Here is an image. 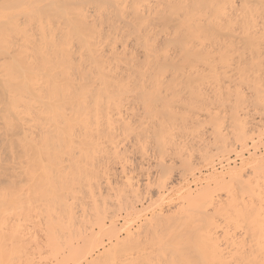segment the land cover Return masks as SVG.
Here are the masks:
<instances>
[{
  "label": "bare ground",
  "instance_id": "bare-ground-1",
  "mask_svg": "<svg viewBox=\"0 0 264 264\" xmlns=\"http://www.w3.org/2000/svg\"><path fill=\"white\" fill-rule=\"evenodd\" d=\"M249 105L264 114V0H0V264H264ZM234 141L240 165L166 207L132 173L140 159L171 178ZM140 187L150 215L109 221L115 198L142 216Z\"/></svg>",
  "mask_w": 264,
  "mask_h": 264
},
{
  "label": "rangeland",
  "instance_id": "rangeland-1",
  "mask_svg": "<svg viewBox=\"0 0 264 264\" xmlns=\"http://www.w3.org/2000/svg\"><path fill=\"white\" fill-rule=\"evenodd\" d=\"M253 106V105H252ZM255 107V106H254ZM254 107H251L250 108V105H249V108H248V110H249V112H247L248 113V115L247 114H245L244 115V118L246 117L247 118V120H249V123H248V127H247V129H249V130H247V133H248V137L250 138V137H252V138H250V139H246L247 141H246V147H242L241 148V146H240V143H239V145H238V141L237 142H232V144H233V146L231 147V150L229 151V153L227 152V153H225V152H223V153H217L216 151H215V149H212L211 151H210V159L209 160H198V158H194V159H197V160H194L193 162H192V164H190L191 165V167H190V165L189 166H187V167H182V166H184V165H182L181 164V166H180V161L178 162L179 163V166L177 165V166H175V167H177V169H175V167L173 168L172 167V170H171V172H172V177L170 178V175L169 174H171V173H168V171H167V173L168 174H166L165 176H163V174H162V172L160 171V173H159V168L158 167H155L156 166V164H154V163H151L150 161H149V159H148V157H147V161H149L150 162V165L147 163V161H146V159H145V161L146 162H144V163H147L146 164V167H145V165H144V163H143V165L144 166H142V165H139L140 163H138L139 161L142 163L143 161H141L140 159H139V161H138V159L137 160H135V166L137 165L138 167H136L135 168V170H134V172H132V173H134L135 174V180H137V179H139V178H137V176H139L140 174V176H142V180L143 181H140L141 179H139V183H143L144 182V180H145V177H147L148 175L149 176H151L150 177V181H151V184H152V186L151 187H153V188H155V189H159V190H157V192H158V194H156L158 197H160L159 195H161V197H163V198H161L160 197V200H159V198H158V200H157V196L155 195L154 197H152V196H150L149 194H148V188H147V190L145 189V187L143 188V187H140V188H142V190L140 189V192H141V194H139V196H141V198L143 197V200H142V204H140V203H138V200H140V197H139V199H138V196H136V194L137 193H140V192H137L136 194H135V196L137 197V202L135 203V206L137 207L136 209H138V207L140 208V209H138V211L137 212H139V211H141L142 212V216L140 215V213H137V215H136V213H135V215L139 218L138 220H137V218H136V216L134 217H129L128 216V213H127V211L125 210V209H118V207H116L115 209H114V203H116V198L115 199H113V197H116V196H113V195H111V193H110V198L111 199H109V197H106V196H103V197H105V199L106 198H108L107 200L109 201L110 200V202L112 201V199H113V201L112 202H114V203H109L110 205H113V208H110V205L108 204L107 205V208H108V206H109V208L112 210V212H111V210H109L108 209V212H110V213H108V216L109 215H112V214H114V211L116 210V209H118L117 211H115V216L113 217L114 218V220H113V218L112 217H106V218H110L109 219V221H115V223L117 224V225H119V226H121L122 224H123V222H125V220L124 219H132L131 221L129 220V222H130V225H131V223H132V225L130 226V227H132V229H134L136 226H137V224L138 223H140V221L141 220H143L142 218H144L146 215H150V212H151V209L152 208H150V207H152L151 205H149V204H151V203H149L148 202V195H149V200L151 199V201L152 200H157L156 202H155V204H154V206H153V208H156V209H158V208H160V207H162V206H164V207H166L168 204V202L171 204L172 202L174 203V202H176V201H179L177 198H180V195H182V193L180 194V192H183V191H185L186 190V188H191L192 190H194L195 188H197L198 186H201V184H203L204 185V182H205V178L208 176V174H211L212 172H214V173H218L219 172V174L222 172H226L227 171V168H229V167H232L233 165H240V162L239 161H241L240 160V157L242 158V157H246V156H249V154H250V151H251V154L252 153H256V154H259L258 152H264V117H262V116H264V114L262 113V111H257L258 109H254ZM256 108V107H255ZM262 113V114H261ZM247 115V116H246ZM257 115V116H256ZM253 116V117H252ZM243 117V116H242ZM252 117V118H251ZM259 119H260V121H259ZM262 119H263V121H262ZM257 120V121H256ZM208 122H204L202 125H204V126H206V124H207ZM209 124H207V126H208ZM252 125V126H251ZM253 125H254V127H253ZM200 127H202V128H200L199 130L201 131V130H203V126H201L200 125ZM198 128H199V125H198ZM263 131H261V130ZM203 131H207L206 129H204ZM203 131H201V133L203 132ZM209 131V130H208ZM256 132V133H255ZM250 133V134H249ZM254 133V134H253ZM208 134V132L206 133V135H204L205 137H209L210 135V132H209V134ZM252 134V135H251ZM260 134H261V136H260ZM199 135H201V134H199ZM202 135H203V133H202ZM196 136V135H195ZM257 136V137H256ZM258 136H259V138H258ZM191 137V136H190ZM205 137H200V138H202V142H203V138L205 139V141H207L209 138H205ZM189 138V137H188ZM194 138V137H193ZM193 138H192V140H193ZM196 138H197V136H196ZM210 138H211V136H210ZM255 138H257V139H255ZM251 139H252V141H251ZM201 139H195L194 138V142H198V141H200ZM232 140V139H231ZM256 140V141H255ZM259 140V141H258ZM262 141V142H261ZM254 142V143H253ZM261 142V143H260ZM199 143L200 144H202L201 142H198V145H199ZM255 143H257V145L255 144ZM262 143H263V146H262ZM189 147L187 148L188 150H189V148H190V146H192V145H190V144H194V143H191V140H189ZM196 144V143H195ZM194 144V145H195ZM253 144V145H252ZM197 145V146H198ZM255 145V146H254ZM196 146V147H197ZM251 146L252 147H255V148H251ZM263 147V148H262ZM208 148V147H207ZM240 148H241V151H239L240 150ZM262 148V149H261ZM187 149H185V151L187 150ZM193 149L195 150V146L194 147H192L191 148V152L193 151ZM188 150L186 151V153L188 154L189 152H188ZM239 151L240 153H239V155H240V157H239V155H236V157L234 156V152L235 151ZM151 151V150H150ZM149 151V152H150ZM152 151H154V150H152ZM185 151H183V152H185ZM190 151V150H189ZM247 151H249V153L247 152ZM190 152V153H191ZM196 152V151H195ZM195 152H193V153H195ZM201 152L200 151V149H199V151H198V147H197V152H196V155H198L199 153ZM151 153V152H150ZM155 153V152H154ZM153 153V154H154ZM193 153H192V155H193ZM152 154V153H151ZM156 155L155 156H157V152L155 153ZM173 154V153H172ZM185 154V153H184ZM236 154H238V152L236 153ZM250 154V155H251ZM168 155V156H167ZM166 155V158H169L170 157V155H171V153L170 154H167ZM177 156H178V154H176ZM221 155H222V157H221ZM173 156V155H172ZM171 156V157H172ZM189 155H186L185 157H187V158H189L188 157ZM223 156H224V158H225V156L226 157H228L229 159H228V161L230 162V164L228 163V161L227 162H225V161H223L224 159H223ZM235 158H234V157ZM239 158H238V157ZM151 157V156H150ZM170 157V158H171ZM191 157H193V156H191ZM190 157V158H191ZM213 157V158H212ZM169 158V159H170ZM174 158L176 159L177 157L176 156H174ZM217 158H218V161H217ZM221 158V160H220V162L221 163H223V164H220L219 163V159ZM234 158V159H233ZM172 159V158H171ZM192 160H193V158H191ZM212 159V160H211ZM180 160V159H179ZM191 160V161H192ZM235 160V161H234ZM138 161V162H137ZM214 161V162H213ZM238 161V162H237ZM137 162V163H136ZM177 162V161H176ZM195 162V163H194ZM197 162V163H196ZM204 162V163H203ZM213 162V163H212ZM236 164H235V163ZM233 163V164H232ZM154 164V166H152V165ZM207 166H206V165ZM227 164H229L228 166H227ZM168 165H171L172 166V164L171 163H169ZM197 165V166H196ZM205 165V166H204ZM222 165V166H221ZM145 168L144 170H143V168ZM150 166H152V167H150ZM194 166H195V168H194ZM213 166V167H212ZM150 167V168H149ZM211 167V168H210ZM223 167H224V169H223ZM227 167V168H226ZM141 168H142V171H144L143 173H142V171H141ZM149 168V169H148ZM170 168V167H169ZM182 168V169H181ZM184 168V169H183ZM189 170H188V169ZM214 168V169H213ZM216 168V169H215ZM139 169H140V171H141V173L140 172H138L139 171ZM148 169V170H147ZM179 169V170H178ZM193 169V171L192 172H190L191 170ZM212 169V170H211ZM224 171H223V170ZM138 170V171H137ZM169 170V169H168ZM174 170V171H173ZM178 170V171H177ZM181 170V171H180ZM187 170V171H186ZM226 170V171H225ZM147 171V172H146ZM153 171V172H152ZM158 171V172H157ZM185 171V172H184ZM152 172V173H151ZM170 172V171H169ZM180 172H181V174H180ZM190 174H189V173ZM139 173V174H138ZM146 173V174H145ZM149 173H151V174H149ZM159 173V174H158ZM187 173V174H186ZM208 173V174H207ZM137 174V175H136ZM148 174V175H147ZM161 174V175H160ZM193 174H195V175H193ZM158 175H160V176H158ZM167 175L169 176V177H167ZM197 175V176H196ZM199 175V176H198ZM148 176V177H149ZM163 177V179H164V182H162L163 180H162V177ZM183 176V177H182ZM197 177L198 178H200V180H197ZM137 178V179H136ZM168 178V179H167ZM195 178H196V180H195ZM160 180H162V181H160ZM165 180H168V181H165ZM172 180H173V182L175 183H172L173 185H171L172 187L173 186H175V187H171L170 186V184L168 185V183H171L172 182ZM191 180V181H190ZM259 182H264V171H263V173L262 174H260V176H259ZM257 180V181H258ZM171 181V182H170ZM182 181V182H181ZM194 181V182H193ZM198 181V182H197ZM204 181V182H203ZM154 182V183H153ZM158 182V183H157ZM160 182H162V184H161V186H159L160 184ZM191 182V183H190ZM262 182V183H263ZM165 185H164V184ZM195 183V184H194ZM157 184V185H156ZM167 184V185H166ZM183 184V185H182ZM186 185V188H185V185ZM253 184V183H252ZM162 185H164L163 187H167V186H169V188L170 189H174L175 188V190H170V189H168V193H167V189H166V187L165 188H163L162 187ZM180 186V189H181V187H183V189H181L180 191H178L179 190V186ZM157 186H159V187H157ZM197 186V187H196ZM162 187V188H161ZM195 187V188H194ZM253 187V186H252ZM189 188V189H190ZM177 189V190H176ZM138 191H139V189H137ZM169 190L171 191V193H169ZM136 191V190H135ZM220 191V192H219ZM237 191V190H236ZM142 192H143V194H142ZM163 192V193H162ZM178 192V193H177ZM217 192H219L218 194H220V193H223L224 192V189L223 190H216L213 194H215V196H217L216 194H217ZM238 192V191H237ZM104 195H108V194H104ZM162 195H164V196H162ZM240 197H239V200L242 202L243 200L245 201H248L247 200V195H246V192H243V194H241L240 193ZM109 196V195H108ZM111 196H113V197H111ZM144 196H146V197H144ZM178 196V197H177ZM243 196V200H241V197ZM172 197V198H171ZM257 197V196H256ZM259 197V196H258ZM261 197L262 196H260L259 198L261 199ZM264 197V196H263ZM262 197V198H263ZM168 198L170 199V200H168ZM249 198V197H248ZM147 200V204H146V200ZM161 199H164V200H162L161 201ZM171 199H173V200H171ZM133 200L135 201V199L133 198ZM262 200V199H261ZM141 201V200H140ZM160 201V202H159ZM171 201V202H170ZM238 201V200H237ZM245 201V202H246ZM149 203V204H148ZM156 203H158L157 205H158V207H157V205H156ZM160 203V204H159ZM166 203V204H165ZM139 204H140V206H139ZM145 204V205H144ZM141 205H144V206H146V207H141ZM149 207H148V206ZM162 205V206H161ZM141 208H143V209H141ZM114 209V210H113ZM125 210V211H124ZM147 210V211H146ZM125 213H127V214H125ZM106 214V213H105ZM138 214H139V216H138ZM107 215V214H106ZM105 215V216H106ZM126 215V218H124V216ZM144 215V216H143ZM118 216V217H117ZM116 217V218H115ZM129 217V218H128ZM115 219H117V221L115 220ZM106 221H107V223H110V222H108V220L107 219H105ZM214 220V219H213ZM217 221V220H216ZM217 224H218V230H222V229H224V228H221V227H223V226H225L223 223V226H222V224L221 223H218L217 222ZM220 226V227H219ZM220 228V229H219ZM232 229H235V228H231L230 229V227L229 228H226V230L228 231L227 232V234H226V238L229 236V238H232V234H233V232L235 233V230L236 231H238V232H241V229L239 228V229H235L234 231L232 230ZM204 228L202 229L201 228V230L199 231L200 232V234L201 233H204ZM202 231V232H201ZM233 231V232H232ZM121 232H124L123 230H121ZM229 233V234H228ZM196 236V235H195ZM221 236V238L220 239H222V236H223V233L220 235ZM224 237V236H223ZM104 238H105V240H106V236H104ZM234 238V237H233ZM237 238V237H236ZM236 238H234V239H236ZM224 240H226L225 238H223ZM222 239V240H223ZM240 239V238H239ZM239 239H237V240H239ZM107 241V240H106ZM46 246H44V249L43 250H46L47 248H45ZM102 250V249H101ZM46 251H48V249L46 250ZM43 253L45 252V251H42ZM46 254L48 255V253L46 252ZM46 254H43L42 256L43 257H46L44 260H45V262H46V264H53V262H54V258L51 256L50 257V255L47 257V256H45ZM47 258H49V260H47ZM51 261V263H49ZM54 263H56V262H54Z\"/></svg>",
  "mask_w": 264,
  "mask_h": 264
}]
</instances>
